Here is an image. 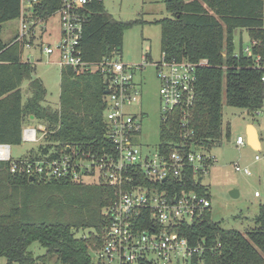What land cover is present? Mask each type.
Returning a JSON list of instances; mask_svg holds the SVG:
<instances>
[{"label":"trees","instance_id":"obj_1","mask_svg":"<svg viewBox=\"0 0 264 264\" xmlns=\"http://www.w3.org/2000/svg\"><path fill=\"white\" fill-rule=\"evenodd\" d=\"M38 3L35 16L40 19L50 18L60 6V0ZM164 5L169 17L151 22L160 27V54L167 61L205 59L207 64L197 69L196 97L189 115L184 117L177 110L160 116L158 147L168 155L187 141L211 151L222 142L223 81L227 106L256 113L262 109L264 0H165ZM86 14L81 50L83 59L90 62L120 52L124 32L144 23L115 20L102 2L90 6ZM19 15L20 0H0V144L20 145L22 129L32 117L49 133L45 147L32 148L30 158L38 150L47 154L64 146L111 152L103 121L102 77L64 68L60 71L58 107L45 103L46 90L34 77L35 65L23 61L26 41L17 36L9 43L1 39L3 25L18 20ZM236 30L246 31L250 43H255L249 56L242 49L235 53ZM225 137H229L228 131ZM131 176L136 178L133 184L158 191L173 187L210 197L192 172L185 173L183 187L170 179L155 185L140 170ZM115 200V189L104 183L82 185L66 179L30 182L26 176L11 174L9 163L0 161V258L5 264H46L51 257L57 264H102L89 250L102 243L111 221L104 211ZM144 214L136 221L140 231L151 229L148 214ZM254 223L255 228L242 234L222 228L207 210L202 219L182 222L170 231L184 237L190 246H202V252L194 254L188 264H264V204L259 205ZM85 229L92 231L87 238L75 236L76 231ZM35 242L45 250L43 255L35 257L29 251ZM136 264L151 263L139 260Z\"/></svg>","mask_w":264,"mask_h":264},{"label":"built area","instance_id":"obj_2","mask_svg":"<svg viewBox=\"0 0 264 264\" xmlns=\"http://www.w3.org/2000/svg\"><path fill=\"white\" fill-rule=\"evenodd\" d=\"M38 2L20 0L17 39L25 40V46L31 47L38 33L42 40L46 22L51 17H57V39L52 45L40 47V52L50 58V62L60 71L70 68L77 74L98 73L102 77L106 90L103 121L110 138L111 152L103 148L100 152L92 153L64 146L47 154L38 150L33 158L28 156L13 160L11 147L0 144V161L9 163L11 174L23 175L28 179H66L82 185L104 183L115 189L116 200L104 211L111 221L104 229L102 243L93 252L98 262L136 264L139 260H146L151 264H188L194 254L202 252V246H190L184 237L170 230L182 222L202 219L205 212L211 210L210 197L198 195L192 190L178 191L172 185V188L161 191L136 185L133 184L136 178L131 174L135 175L136 170H140L155 185L165 184L170 179L183 187L188 171L205 186L202 179L208 176L215 158L212 150L190 145L187 141L168 155L161 153L158 146H142L144 114H136L132 109L138 106L141 98L140 82L136 81V75L144 70L146 63L153 68L159 85L162 117L177 110L186 117L196 97L197 69L207 61H167L161 55L159 61L152 62L145 58L140 65H133L123 63L119 51L98 62L86 61L82 56L81 39L88 17L87 9L95 3H103V0H60L59 8L48 19L35 16ZM254 44L250 43V47L243 51L245 55H250ZM48 133V128L43 124H27L22 129V143L35 144L36 149L44 148ZM235 145L238 148L244 145L241 136L236 138ZM189 147L190 151H182ZM234 169L250 174L247 168L241 169L238 165ZM144 213L148 214L151 229L140 231L136 228V221Z\"/></svg>","mask_w":264,"mask_h":264},{"label":"rangeland","instance_id":"obj_3","mask_svg":"<svg viewBox=\"0 0 264 264\" xmlns=\"http://www.w3.org/2000/svg\"><path fill=\"white\" fill-rule=\"evenodd\" d=\"M165 0H103L106 11L118 21L142 20L141 25H134L126 30L123 35L120 60L126 64L140 65L147 54L151 61L160 60V27L151 22L169 17L165 10ZM19 22L13 20L3 25L1 39L9 43L18 33ZM45 32L42 40L39 33L33 40L31 47L24 48L23 61L35 65L34 77L39 79L45 90V103L52 108L58 107L60 69L52 64L50 58L40 52V47L54 44L57 39L59 28L57 17H51L44 25ZM235 53L250 47V40L246 31L234 32ZM31 57V58H30ZM136 81L140 82L141 98L137 107L132 109L136 114L143 113L141 125V145L150 148L158 146V127L161 116V102L158 95V82L153 68L146 65L144 70L136 75ZM25 85V84H24ZM222 142L211 151L215 158L214 165L210 168L208 176L202 179V184L210 196L211 219L219 223L224 229H234L242 234L255 228L254 219L258 207L264 204V91L263 106L257 113L247 109L229 107L225 104L224 81L222 91ZM34 126L39 121L32 120ZM251 124L258 133L261 148L253 150L246 142L247 125ZM226 131L229 137L226 138ZM241 136L244 140L242 147H236L235 140ZM35 144L21 143L11 146L13 160H20L30 156ZM258 159H255V158ZM238 165L241 169L247 168L250 172L235 171ZM232 191L237 192V197H232ZM257 193V196H255ZM91 230H78L77 238H87ZM95 246L89 251L91 256ZM33 256H41L45 253L38 243L29 247ZM6 260L0 258V264ZM46 264H57L56 258L51 257Z\"/></svg>","mask_w":264,"mask_h":264},{"label":"water","instance_id":"obj_4","mask_svg":"<svg viewBox=\"0 0 264 264\" xmlns=\"http://www.w3.org/2000/svg\"><path fill=\"white\" fill-rule=\"evenodd\" d=\"M104 94H106V90H104ZM247 138H248V145L250 147H252L254 150L258 149V147H257V143H258L257 133L255 132V129L252 126H249V128H248ZM33 180L34 179L32 177L29 178L30 182H33ZM164 181H165V179H164ZM230 194L232 195V197H237L236 191H232Z\"/></svg>","mask_w":264,"mask_h":264},{"label":"crops","instance_id":"obj_5","mask_svg":"<svg viewBox=\"0 0 264 264\" xmlns=\"http://www.w3.org/2000/svg\"><path fill=\"white\" fill-rule=\"evenodd\" d=\"M145 58H148V59L151 60L149 54H147V55L145 56ZM145 58H143V59H145ZM30 119L33 120V118H31V117H30ZM29 125H33V124L30 123ZM249 126H252V127L255 129V127H254L253 125H251V124H248V125H247V131H246V142H247V145H248L247 132H248V128H249ZM255 132L257 133V130H256V129H255ZM238 136H239V135H238ZM257 140H258V143H257V147H258V149H257V150H259V149L261 148V143H260V141H259L258 133H257ZM248 146H249V145H248ZM236 147H237V146H236ZM251 148H252V147H251ZM252 149H253V148H252ZM253 150H254V149H253Z\"/></svg>","mask_w":264,"mask_h":264}]
</instances>
